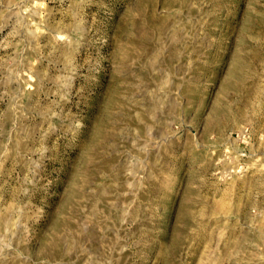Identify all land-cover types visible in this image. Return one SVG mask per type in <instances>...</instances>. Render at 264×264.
Wrapping results in <instances>:
<instances>
[{
    "label": "rangeland",
    "instance_id": "rangeland-1",
    "mask_svg": "<svg viewBox=\"0 0 264 264\" xmlns=\"http://www.w3.org/2000/svg\"><path fill=\"white\" fill-rule=\"evenodd\" d=\"M0 264H264V0H0Z\"/></svg>",
    "mask_w": 264,
    "mask_h": 264
}]
</instances>
